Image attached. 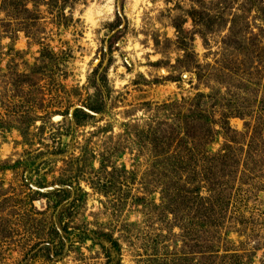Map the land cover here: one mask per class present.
<instances>
[{
    "label": "rangeland",
    "instance_id": "1",
    "mask_svg": "<svg viewBox=\"0 0 264 264\" xmlns=\"http://www.w3.org/2000/svg\"><path fill=\"white\" fill-rule=\"evenodd\" d=\"M255 127L264 0H0V264H264Z\"/></svg>",
    "mask_w": 264,
    "mask_h": 264
},
{
    "label": "trees",
    "instance_id": "2",
    "mask_svg": "<svg viewBox=\"0 0 264 264\" xmlns=\"http://www.w3.org/2000/svg\"><path fill=\"white\" fill-rule=\"evenodd\" d=\"M257 129H258V127L253 128V134L251 135L252 140L255 137H261V138L264 139V137H263L264 128L261 129V132H258ZM186 144H187L188 147L190 146L188 143H186ZM226 147H228V148L227 149L226 148L223 149L222 153L215 154L214 156L210 157L209 160L212 161V160L217 159L220 162L226 161L228 163H232V162H235V161L240 162V160H239L240 156H238V155H241V153H238L237 155L236 154L232 155L231 151L234 150V149H232L231 146H226ZM189 150L191 152V146H190V149L187 150V152ZM236 150H243L244 152H246L247 154L243 155L244 156V161H247V159L250 157L251 158V164L250 163L249 164H250L251 167H254V163L252 162V158H254L256 156L251 154V150H252L251 149V143H249L247 145V150L246 151L243 149V147L240 148V149H236ZM245 172H247V171H245ZM180 177H179V179H180Z\"/></svg>",
    "mask_w": 264,
    "mask_h": 264
}]
</instances>
